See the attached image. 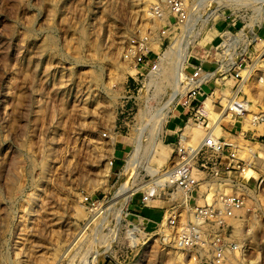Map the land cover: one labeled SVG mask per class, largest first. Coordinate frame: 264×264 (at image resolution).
Here are the masks:
<instances>
[{
	"label": "rangeland",
	"instance_id": "374dc122",
	"mask_svg": "<svg viewBox=\"0 0 264 264\" xmlns=\"http://www.w3.org/2000/svg\"><path fill=\"white\" fill-rule=\"evenodd\" d=\"M179 2L183 19L171 0H0V264L213 263L211 251L183 255L157 235L169 203L161 196L153 209L143 210L142 190L172 165L175 144L162 138L169 116L203 107L206 96L209 111L220 113L224 98L241 87L234 72L244 78L241 70L264 49V0ZM222 19L238 26V43L228 53L210 49L206 40ZM135 43L151 47L149 66L135 69L126 55ZM165 52L170 55L161 66L167 73L156 76L154 66ZM181 56L183 74L191 76L200 65L217 70L216 83L192 103L193 86L187 78L180 81L187 89L159 118L176 86L173 68ZM226 60L231 75L222 70ZM255 68L237 95L246 101L245 112L223 120L216 134L232 145L223 153L233 151L239 168L221 164L218 178L208 177L191 194L192 203L201 205L223 191L244 197L243 209L225 224L231 253L225 264H264V123L257 133L260 125L250 122L264 113V60ZM243 115L250 121L243 123ZM198 122L187 124L209 130V117ZM189 132H183L187 145L196 146ZM137 140V164L128 169ZM252 144L254 155L245 150ZM209 156L198 155L195 176ZM107 158L112 164L106 174ZM104 175L106 183H100ZM121 184L137 190L122 207H109Z\"/></svg>",
	"mask_w": 264,
	"mask_h": 264
},
{
	"label": "built area",
	"instance_id": "2783aa9c",
	"mask_svg": "<svg viewBox=\"0 0 264 264\" xmlns=\"http://www.w3.org/2000/svg\"><path fill=\"white\" fill-rule=\"evenodd\" d=\"M179 1L171 0V6L183 19L185 14ZM228 36L231 35L225 34L221 37L216 49L228 53L235 47L238 42L236 41V44L235 42L231 43L227 39ZM232 36L236 38L235 40H238L236 35ZM149 50L142 43H135L127 49L126 55L133 56L135 69L138 67L145 68V66L152 63L147 61ZM220 63L221 65L224 63L223 72L231 75L232 63L229 60L220 61ZM210 73L212 72L205 70L200 65L194 68L191 76L187 77L190 84H194L189 91L190 97L195 96L201 84L209 80ZM234 76L240 78L241 81L243 80L238 72H234ZM238 93L235 96V101H237ZM191 111L189 121L198 120L199 124L205 123L208 115L201 106L193 108ZM233 114L242 116L235 111ZM259 120L262 121V119ZM187 139L188 137L180 130L179 138L175 143L172 165L165 171V181L160 185L153 186L151 180L144 185L140 204L141 207H150L152 206L151 203L162 196L169 204L162 207L161 217L156 223L157 235L168 246L181 251L183 255H187L191 249L211 251L207 257L213 262L212 264H225L229 261L231 255L225 247V224L227 220L233 218L243 209L244 197L236 192L224 194L223 191L220 195L214 196L212 203L201 205L192 203L193 196L191 194L196 185L208 183V177L211 180L218 178L222 173L219 168L221 164L226 165L227 168L231 166L232 169H235V166L239 168V161L236 160L233 151L224 156V148L232 145L222 142L212 133L207 134L196 146L187 145ZM201 152L210 153V156L200 165L203 171L195 176L193 173L195 160ZM222 158H225L228 162L223 163ZM85 201H88V199H85ZM222 227L223 230L220 229ZM216 229H220V232Z\"/></svg>",
	"mask_w": 264,
	"mask_h": 264
},
{
	"label": "bare ground",
	"instance_id": "6f19581e",
	"mask_svg": "<svg viewBox=\"0 0 264 264\" xmlns=\"http://www.w3.org/2000/svg\"><path fill=\"white\" fill-rule=\"evenodd\" d=\"M262 2V1H261ZM262 4V3H261ZM261 14L262 15H264V10H262L261 11ZM227 39H229L230 40V42L231 43H236V41L237 40H235L236 38L234 37V36H228V38ZM148 48H149V46H147ZM151 48V47H150ZM149 48V49H150ZM182 50V48H180V50L179 51H181ZM178 54V53H177ZM169 56L170 55V52H165V53H163V54H161L159 57H158V61L156 62L157 64L154 66V69H153V71L154 70H156V73H155V75L156 76H162V75H164L165 73H167V71L166 70H164L163 68H162V66H161V64H162V61L163 60H166V56ZM263 56H264V49L261 51V54L255 59V61H254V63L251 65V66H249L247 69H244V70H241V73H244V81L242 80V82L240 83L241 84V87L239 88V89H237L236 91H234V93L232 94V96H230V98L228 99V98H224L225 100H226V106H225V108L223 109V111L222 112H220V113H214V112H212V111H209V110H211L210 108L212 107L211 105H210V102H211V98L209 97V96H207L205 99H204V101L202 102V104L201 105H203V109L206 111V113H207V115H208V117L210 118V121H211V126H210V128H209V130H208V132L206 133V132H203L201 129H191L190 128V125L189 124H187L186 126H184V128H183V132L184 133H187V131L193 136V138H194V140H195V143L196 144H198L199 143V141L201 142L205 137H206V135L207 134H209V133H212L214 136H217L216 134L218 133V132H220L221 131V124H220V121L221 120H227V119H230V117L232 116V114H233V112L235 111V112H237V113H240L241 115H242V113L243 112H245V110H246V107L244 106V105H246V104H244V105H242V103L243 102H246V101H235L234 99H235V96H236V94H237V92H241V91H243V86H244V83H246L249 79H250V77H251V73L252 72H254V70H256V65H257V63L260 61V60H264V58H263ZM129 58H133V56H128ZM261 57V58H260ZM167 60H169V58H167ZM132 62H134L133 61V59H132ZM165 63H168V62H165ZM175 66H174V68H173V71H174V74L172 75L173 76V80L175 81L174 83H175V85L177 86V84H178V87L176 88V86H175V88H173L174 90L173 91H171V94H170V96H169V99H168V101L162 106V108H160L159 110V118H162V117H164V116H166L167 115V113H168V111H169V105L171 104V103H173V101L175 100V97L177 96V94L178 93H180V95L183 93L182 91H185L184 89H187V85L185 86V85H182L183 84V82L185 81V79L188 77V76H186V74H183V72H182V65H183V56H181L180 57V60H178V61H175ZM133 66H134V63H133ZM166 67V66H165ZM150 71H152L151 69H150ZM213 75H215V73L214 72H212V73H210V75L209 76H213ZM153 76V75H152ZM151 76V77H152ZM149 77H150V74H149ZM153 78V77H152ZM151 79V78H150ZM157 79V78H156ZM181 81V83H180V85H179V82ZM189 85L192 87L193 85L192 84H190V82H189ZM182 90V91H181ZM180 91V92H179ZM213 98V97H212ZM247 106V105H246ZM158 113V112H157ZM251 113V112H250ZM252 114V113H251ZM246 115V114H245ZM254 115V114H253ZM244 116V115H243ZM248 116H249V114H248ZM251 116V115H250ZM249 116V117H250ZM261 116H264V113H256L254 116H252V120L250 121V119H249V117H246L245 118V116H244V118L243 119H245V121L244 120H242V122L243 123H245V122H247V121H250V122H252L253 123V125H260V126H255V127H257V133H260L262 130V126H261V124H263L264 123V120H263V122H260V120H258V119H260L261 118ZM249 122V123H250ZM251 124V123H250ZM146 125V124H145ZM157 125V124H156ZM245 125V124H244ZM243 127V126H242ZM246 127V126H245ZM191 129V130H190ZM256 130V129H255ZM113 141L110 139V142H109V145H110V149L111 150H113V147H112V143ZM233 145L235 144V143H232ZM136 145H137V149H136V151L134 152V155H131L130 156V158H128L127 159V161H126V167L129 169V166H131V167H133L134 168V164H137V163H135V161H136V158L138 157V155H139V153H138V150H139V140H137V142H136ZM237 145V144H236ZM250 145V144H249ZM255 146V145H254ZM250 148H248V150L245 148V147H242V148H245V150L247 151V153L250 151L253 155L256 153V150H257V148H255V147H253V144L251 145V146H249ZM240 149V148H239ZM238 150V149H237ZM240 150H242V149H240ZM245 151V152H246ZM244 152V151H243ZM249 155H251L250 153H249ZM138 161V160H137ZM110 159L109 158H107V161L105 162V165H104V167H105V173L107 174L108 172H109V170H110ZM132 169V168H131ZM127 172V171H126ZM126 172H124V173H126ZM104 173V174H105ZM245 173H247V172H245ZM103 177V176H102ZM165 178H166V172H163V173H161V174H159L156 178H155V180L152 182V184H153V186L154 185H160V184H162L164 181H165ZM100 183H106V179H105V175H104V178H103V180L100 182ZM160 183V184H159ZM103 185V184H102ZM119 188H118V190H117V192L115 193V199H114V203H112L109 207H112V206H115L116 204H119L121 207H122V205H124V204H126L127 202H128V200L129 199H131V196L134 194V192L137 190V189H130L129 188V186L127 187L126 186V184H121L120 186H118ZM118 205V206H119ZM119 206V207H120ZM118 208L119 209V211H117V213L118 214H120L121 213V210H122V208ZM120 216V215H119ZM90 220H91V218H89ZM133 236V235H132Z\"/></svg>",
	"mask_w": 264,
	"mask_h": 264
},
{
	"label": "crops",
	"instance_id": "0c3cea01",
	"mask_svg": "<svg viewBox=\"0 0 264 264\" xmlns=\"http://www.w3.org/2000/svg\"><path fill=\"white\" fill-rule=\"evenodd\" d=\"M237 27H238L237 23L234 21V19H222L218 21L217 23H215L214 25H212L208 30V38L206 39L207 43L210 45V49L216 48V45L219 43L223 35L225 34L226 35H236L238 33V32H235ZM216 71L217 70H215L214 73ZM215 83H216V80L213 78V76H210L209 80L206 83L201 84V87L198 89L195 95V98H193L191 102L194 103L195 100H197L196 98H198L201 92L205 95L206 88L207 90L213 89ZM192 109L193 107L190 109L186 108L185 110L178 111L177 113H172L169 116L168 120L166 121V125L163 131V134H162V138L167 139L168 142L171 144H175L179 138V131L181 129L183 130L184 126H186L187 123L189 122L190 115L192 113V111L190 110ZM222 121L223 120H221L220 123ZM142 209L150 211L151 209H153V206L142 207Z\"/></svg>",
	"mask_w": 264,
	"mask_h": 264
}]
</instances>
